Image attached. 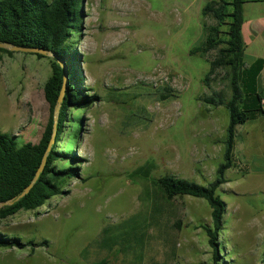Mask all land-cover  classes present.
<instances>
[{"label":"rangeland","instance_id":"374dc122","mask_svg":"<svg viewBox=\"0 0 264 264\" xmlns=\"http://www.w3.org/2000/svg\"><path fill=\"white\" fill-rule=\"evenodd\" d=\"M207 1H82L73 45L82 86L94 98L76 109L82 118L73 143L79 174L66 183L67 192L36 210L0 219V231L19 239L17 245H0V264H93L103 258L107 264H213L201 227L211 225V209L190 195L161 204L142 250L124 254L97 244L103 226L149 211L150 202L139 198L144 184L128 177L146 159L157 164L153 177L168 173L203 185L216 179L229 114L200 97L220 91L228 98L230 89L222 73L205 86L208 62L190 54L202 39L201 8ZM244 15L264 16V1L248 2ZM205 21L214 23L211 17ZM246 42V61L264 54V41ZM49 57L0 52V132L15 135L19 145L37 142L47 121L43 86L51 73ZM165 86L173 95L166 97ZM225 177L216 190L226 204L219 263L262 264V116L236 126L233 166Z\"/></svg>","mask_w":264,"mask_h":264},{"label":"trees","instance_id":"16d2710c","mask_svg":"<svg viewBox=\"0 0 264 264\" xmlns=\"http://www.w3.org/2000/svg\"><path fill=\"white\" fill-rule=\"evenodd\" d=\"M82 1L0 0V42L42 48L56 55L49 57L51 73L43 86L49 114L39 140L19 145L15 135L0 132V203L12 201L0 207V219L10 217L20 210H36L53 196L67 192L64 190L66 183L78 177L79 166L76 162L79 158L74 152L73 143L78 141L82 118L76 109L91 104L94 98L85 93L82 86L79 54L73 45L74 34L80 29ZM257 1L263 0L207 1L201 8L202 39L190 50V54H198L208 62V70L202 79L205 86H209L222 73L230 89L228 98L220 91L200 97L210 105H223L229 114L223 140L224 161L216 168V179L203 185L168 173L153 177L152 172L157 164L153 158L146 159L129 171L128 177L144 184L139 198L150 202L149 211L137 212L116 224L103 226L97 241L100 248L107 251L117 248L124 254L142 250L151 221L155 220L161 210V204L175 197L190 195L203 198L210 206L211 225L201 227L212 248L213 264H220L218 233L222 228L226 204L216 194V190L227 181L225 171L233 166L236 126L264 117V89H259L257 84L264 58L256 57L251 62L245 60V43L241 31L244 3ZM206 17L213 18L214 23L208 24ZM0 52L12 53L2 47ZM210 52L214 53L209 55ZM32 54L45 57L39 53ZM58 58L66 67L67 78L57 116L54 143L46 154L44 168L37 180L25 195L15 199L33 179L52 136L53 111L63 83V69ZM164 90L167 92L166 97L173 95L169 86H165ZM179 224V221L175 224L177 228ZM18 240L0 231L1 246L17 245ZM107 263L106 258L93 262Z\"/></svg>","mask_w":264,"mask_h":264},{"label":"water","instance_id":"95a60500","mask_svg":"<svg viewBox=\"0 0 264 264\" xmlns=\"http://www.w3.org/2000/svg\"><path fill=\"white\" fill-rule=\"evenodd\" d=\"M0 47L6 48V49L11 50V51L14 50V51H22V52H30V53H39V54H42V55H45V56L48 55V56H51V57H56V55L53 54L52 52L44 50L42 48H37V47H33L32 48V47L15 46V45H12L10 43H4V42H0ZM58 62L61 64L62 69H63V83H62V87H61L59 96L57 98V103H56L54 111H53L54 124H53L52 136L50 138V141H49V143L47 145L46 151H45V153L43 155L42 161H41L38 169L36 170L33 179L31 180V182L23 189V191L15 199H18V198L22 197L23 195H25L30 190V188L32 187L33 183L37 180L39 174L41 173V171L44 168V165H45V162H46V154L50 150L51 145L54 143L57 116H58L59 109H60V106H61V102H62V99H63V95H64V91H65V87H66V78H67L65 65L63 64V62H62V60L60 58H58ZM9 203H12V201L5 202V203H0V207L2 205H4V204H9Z\"/></svg>","mask_w":264,"mask_h":264},{"label":"crops","instance_id":"0c3cea01","mask_svg":"<svg viewBox=\"0 0 264 264\" xmlns=\"http://www.w3.org/2000/svg\"><path fill=\"white\" fill-rule=\"evenodd\" d=\"M263 1H259V2H263ZM246 4H248V2H245L243 5V23H242V28H241L245 47L247 46L246 37L248 38L252 37L255 40L260 39V41H264V16H261V17L258 16L255 18H250V19L245 20L246 18L244 14H245ZM251 8H254V5H252ZM256 57L264 58V54L262 56H258V55L254 56V58ZM254 58H252L249 62H251ZM257 84H258L259 89L261 90L264 89V66L258 75ZM263 125H264V117H263Z\"/></svg>","mask_w":264,"mask_h":264},{"label":"built area","instance_id":"2783aa9c","mask_svg":"<svg viewBox=\"0 0 264 264\" xmlns=\"http://www.w3.org/2000/svg\"><path fill=\"white\" fill-rule=\"evenodd\" d=\"M264 101V100H263Z\"/></svg>","mask_w":264,"mask_h":264}]
</instances>
